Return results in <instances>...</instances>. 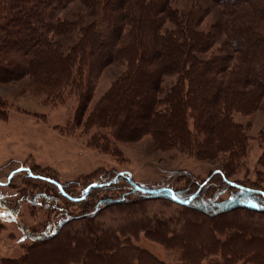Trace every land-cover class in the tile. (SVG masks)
Instances as JSON below:
<instances>
[{
  "label": "trees",
  "instance_id": "16d2710c",
  "mask_svg": "<svg viewBox=\"0 0 264 264\" xmlns=\"http://www.w3.org/2000/svg\"><path fill=\"white\" fill-rule=\"evenodd\" d=\"M187 1L188 5L179 7L173 0H0V81L26 78L49 103L74 95L77 116L88 106L94 73L110 64L123 66L94 105L90 121L110 126L114 137L151 133L158 148L181 150L194 146L197 133L205 130L206 140L214 138L213 150L239 152L243 135L233 114L257 109L264 97V0ZM73 2L79 8L69 12ZM213 7L218 17L208 28H200ZM167 76H175V81L164 86ZM187 116L193 118V129ZM214 174L226 188L235 189L230 196L207 199L199 194ZM28 176L51 184L60 196L79 204L80 216L64 212L56 225L49 223L30 236L33 243L28 251L40 248L48 237L64 248L66 256L55 253L60 264H199V254L212 252L218 243L216 217L237 207L264 211V202L256 201L264 200V189L229 180L225 169L213 170L189 192L141 186L125 172L89 181L77 193L31 168ZM124 183L130 189L101 195L94 191ZM131 193L195 209L190 227L196 233L182 228L168 238L182 248L178 260L164 261L131 241V232L138 238L142 230L147 237L145 227L151 220L139 219L123 228L94 221L102 207L118 205ZM53 198L38 190L27 201L36 205L39 200L40 206L62 211ZM0 207L15 217L19 214L18 207L1 197ZM74 219L85 223L63 231ZM57 230L61 244L54 237ZM25 232L22 236L27 238ZM239 240L237 236L238 246ZM252 245L250 249L247 244L248 251L261 250L256 262L264 264V246ZM226 248L229 258L224 255L223 261L212 264H234L232 256L239 248ZM28 251L17 258L3 257L0 264H29Z\"/></svg>",
  "mask_w": 264,
  "mask_h": 264
},
{
  "label": "rangeland",
  "instance_id": "374dc122",
  "mask_svg": "<svg viewBox=\"0 0 264 264\" xmlns=\"http://www.w3.org/2000/svg\"><path fill=\"white\" fill-rule=\"evenodd\" d=\"M187 3V0H173V4L179 7ZM78 4H70L68 11L77 10ZM217 17L218 9L213 7L200 28H208ZM122 67L110 64L94 73L88 106L77 116L74 95L65 97L61 102L49 103L44 93L33 91L26 78L0 81V197L19 208L15 217L0 207V259L17 258L26 253L33 243L30 236L45 229L49 223L56 225L64 212L71 216L81 214L78 203L60 196L51 184L28 176L30 168L34 173L49 175L63 182L71 193H77L89 181L108 178L115 172H125L141 186L175 187L189 192L196 182L215 169H225L231 181L264 189V161L260 159L264 155V97L257 109L233 114L243 135V148L239 152L231 154L227 150H213L214 138L206 140L208 133L205 130L199 131L194 146L185 150L178 147L158 148L157 140L151 133L136 138H118L110 134V126L100 127L89 120L94 105L108 91ZM174 81L175 76H167L162 84L171 85ZM158 96L163 101L161 95ZM160 107L167 108L165 104ZM187 123L193 129L191 116H187ZM123 185L94 191L96 195H101L130 189L129 185ZM38 190L55 196L53 199L63 208L62 211L40 206L39 200L36 205L27 201V197H32ZM219 190L220 193H216ZM234 191V188H226L214 174L199 194L213 199L217 195L218 198L230 196ZM256 201L260 204L264 202L262 198ZM189 208L166 198L131 193L118 205L102 207L94 221L106 227L123 228L139 219L151 220L145 227L148 228L147 237L142 230L138 231V238L131 232V241L156 257L171 262L178 260L182 248L177 240L168 238L182 228L193 229L190 225L194 224L196 213L193 207ZM215 220L214 234L218 243L212 252L199 254V264L221 262L224 255L229 258L230 255L225 254L229 249L226 247L239 248L232 256L234 264H253V259L254 264H262L256 262L261 250L251 254L247 244L250 249L254 248L253 243L264 246V211L237 207L227 210ZM84 223L83 219H74L64 226L63 231L68 232ZM160 226H164L162 231H159ZM24 231L28 234L27 238L22 236ZM193 232L196 233L194 229ZM237 236L242 247L238 246ZM54 237L62 243L59 232ZM52 239L48 237L41 244L42 248L34 247L28 251L31 258L29 264H60L54 258L55 253L59 252L61 257L66 256L67 251L61 246L59 248V244ZM74 240H77L76 237Z\"/></svg>",
  "mask_w": 264,
  "mask_h": 264
}]
</instances>
